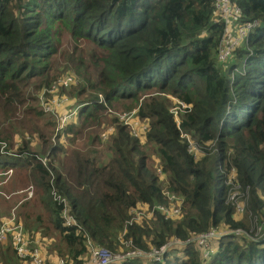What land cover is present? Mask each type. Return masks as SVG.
I'll list each match as a JSON object with an SVG mask.
<instances>
[{"label": "trees", "instance_id": "16d2710c", "mask_svg": "<svg viewBox=\"0 0 264 264\" xmlns=\"http://www.w3.org/2000/svg\"><path fill=\"white\" fill-rule=\"evenodd\" d=\"M231 2L242 11L237 24L257 25L222 61L228 32L217 0H0V225L13 209L17 214L1 241L0 264H31L16 249L20 227L29 254L28 236L38 235L45 249L59 256L64 247L79 264L91 255L88 240L113 250L122 232L130 249L180 243L167 247L161 261L130 256L116 264H264V242L234 232L250 230L248 217L264 222V0ZM65 37L81 79L63 89L78 108L64 141L27 115L19 125L12 120L27 100L25 86L42 88L60 75L55 61ZM171 97L189 106L179 123ZM135 109L146 121L144 139L111 115ZM106 114L116 131L100 152L92 148ZM27 128L40 140H24L13 151L14 134ZM187 136L201 150L198 159ZM82 138L89 150L79 149ZM156 165L167 176L166 190L184 199L179 219L155 210L172 203ZM10 168L12 179L2 183ZM236 187L243 219L231 200ZM138 204L152 216L131 221ZM68 213L81 232L66 225ZM214 229L228 234L201 243Z\"/></svg>", "mask_w": 264, "mask_h": 264}, {"label": "rangeland", "instance_id": "374dc122", "mask_svg": "<svg viewBox=\"0 0 264 264\" xmlns=\"http://www.w3.org/2000/svg\"><path fill=\"white\" fill-rule=\"evenodd\" d=\"M236 25H237L236 21L230 22V28L232 29L233 32H236ZM63 46H64V50L61 51L62 56L60 57V59L58 61H55L56 66H60V70H59L60 75L57 78L53 79L48 85H46L45 87H42V88H37L36 84L34 82L25 86V93L27 96V100L20 107L16 116L13 118L12 123H15L17 125H19V123L20 124L25 123L22 119L24 118L25 115H27V117L29 119L33 120L34 122L38 123L40 127L44 128L43 129L44 131H46V129H49L50 133H52L53 138L56 139L57 137H62V140L65 141L66 140V132L64 133V131L66 128L68 129V127L74 121H77V110H78V108H77V101H75V98L71 97L69 94H66V92L63 91V89H65L68 92V90H70V88H72L75 83L79 82V80L81 79V76H80V73H78L72 69L73 63H75V62L72 59L74 57L69 55V53L72 51V45H71V40L68 37H65V39L63 41ZM171 101H172L171 109L172 110H175V109L178 110V106H180L181 100H179L175 97H171ZM28 108H29V110L26 113V110ZM184 110H185V108H182L181 110L179 109L178 115L180 116L181 112H183ZM133 111H136V109ZM133 111H131V112H125V111L117 112V113H112L111 115L112 116H118L120 122H123V121L131 122L132 121V123L134 124L135 121L133 119L135 117L136 119H138V120H140L146 124V121L142 120L137 115V111H136L135 116L133 114H124V113H132ZM66 114H69L71 116L69 117L67 125H65V129H63L61 132L59 129V127L61 125L60 119L62 116L66 115ZM121 115H123V118L121 117ZM3 117H4V114L0 111V121L3 120ZM109 117L106 114L105 118L108 120V123L105 127L104 132H103V128L98 129V133H99V139L98 140H99V142L97 144V149H96V147L92 148V149H95L96 151L97 150L100 152L106 151V148L110 143L109 142L110 136L113 135L116 131V127H115L114 123H112L110 121L111 117L110 118ZM120 117H121V119H120ZM38 134L39 133L36 130H31L30 128L25 129L23 133L16 132L14 134V139L12 141L13 146H11V145L10 146L12 147L13 151L17 152V149L20 147V145L23 143L24 140H27V141L31 142L32 144H35L37 140H40V137L38 136ZM80 143L82 145L79 147V149L89 150V148L87 147V141H85L84 138H82L80 140ZM190 150L192 153L195 154V156L201 155V151L198 149V147L196 146L195 141L193 139H190ZM110 155H111L110 153H106V155L104 157L105 162L108 160ZM153 158L155 159V161H158L155 156H153ZM43 160L46 162V158H43ZM156 168L158 170V173L161 176L160 177L161 180L163 181L162 186H163L164 190H166V187L168 184L167 183V176L163 172L160 171L159 166L156 165ZM4 175H6V174H4ZM12 175L11 176L6 175V179L3 180L2 183H6L10 178L12 179V177H13ZM29 186L30 187L27 188L25 191L28 194L27 197L32 198L34 196L35 187L33 185H29ZM235 190L236 189L234 188L233 194L236 192ZM18 192H19V190L15 193H18ZM166 192L168 193L169 196L171 195L168 190H166ZM19 195L20 194H15L14 196H19ZM183 201H184V199L181 197L177 198V200L176 199L172 200L170 197V202H172V203L159 204V205L176 206V204L178 202H183ZM238 203H243V202L240 199H238ZM157 205H158V203H157ZM182 205H183V203H182ZM35 209L39 213H45V211L43 210L41 205H35ZM138 209H139L138 211L141 213V220H143L144 218H145L144 220H146L147 218L151 217L153 214L152 209L150 211L145 206H141ZM1 212H2V209H1ZM130 213H131V210H130ZM45 214L47 215V213H45ZM16 215H17L16 211H15V209H13L8 216L3 218V221H2V224L0 225V228H1V226L3 227L5 224H7L9 222V221H6L8 218H14V220H17ZM235 216H237V218L242 217V219H243L244 218L243 216H245V212L244 213H235ZM179 218L180 217H178V219ZM44 220H45V222H48V215H47V217H44ZM248 224H249V228L251 229L253 226V223H252V219L249 217H248ZM24 233H25V235L27 234L26 230H24ZM124 234L125 233L122 232L119 239L117 240L115 249H113L114 251L111 249L110 250L112 252H114L115 255L121 254V253L131 254V255H129V257L135 256L132 253H134L135 252L134 250H136L137 251L136 256H140L139 258H143L142 260L146 263H148L152 260H157V261L163 260L164 255L167 252L166 248L172 244L175 245L174 241H169L164 246H162L160 248L155 247L151 250V248L154 247V245L149 242V248L151 247L149 250H144V249H140V248L130 249L132 242H130V240H126L124 238L125 237ZM11 239L13 241V248H14V246H15L14 245V238H11ZM45 239H46V237H45ZM28 240H29V246L32 247L33 250L37 251L38 258H40L42 260L41 264H79L76 261L74 263L71 259H68L67 250L64 247L60 246L61 251H63L64 253H61L62 255L58 256L57 252L53 248L45 249L43 247L42 243H45V240L42 241L43 239L38 237V235L33 239H31V237L28 236ZM46 246L49 247L48 245H46ZM96 246L105 247V246H101V245H96ZM212 246H215V245H212ZM163 247H165V251H162ZM105 248H107V247H105ZM51 251H53V252H51ZM159 253H163V255L159 256ZM52 256H56V257H52ZM59 259H61V260L58 261ZM87 259H86V261H87ZM19 260H20V258H19ZM20 264H26V261L24 260V262H22Z\"/></svg>", "mask_w": 264, "mask_h": 264}, {"label": "built area", "instance_id": "2783aa9c", "mask_svg": "<svg viewBox=\"0 0 264 264\" xmlns=\"http://www.w3.org/2000/svg\"><path fill=\"white\" fill-rule=\"evenodd\" d=\"M217 6H218V10L220 15L225 19V22L227 24V32H228V37H225L224 40L222 41V45L220 48V53H219V59L220 60H225L227 59L232 52L234 51V49L239 46L242 42L244 37L247 35V32L250 28H252L253 26L257 25V22H247L245 24H237V28H236V32H232L231 28H230V22L231 21H236V19L241 15V8L236 5L233 4L231 2V0H217ZM189 107L188 105L184 104V103H180V106H178V110L182 109V108H186ZM178 110H173L175 117L179 123V111ZM125 114V113H124ZM132 114L135 116V111L132 112ZM71 115L66 114L64 116L61 117L60 122L61 125L59 127V129L63 130L65 128V125H67V122L69 120V117ZM121 117L123 118V115H121ZM120 117V119H121ZM135 121V123L133 124L132 121L128 122L125 121L126 124H128L131 132L133 133L134 136L144 139L145 135H146V129H147V125L143 126V122L136 119L134 117L133 119ZM189 141H190V136H187ZM197 146V145H196ZM198 147V146H197ZM199 149V148H198ZM189 150H190V146H189ZM200 150V149H199ZM191 151V150H190ZM201 151V150H200ZM195 155V154H194ZM196 159H198V156H195ZM13 173V169L10 168L8 171H5L4 174L11 176ZM236 192L233 194H231V200L233 201V204L235 206V210L236 213H244L245 211V202L243 203H238V199H243L242 194L240 193V191L237 189V187L235 188ZM172 200H177V198H179L177 195L175 194H171L170 195ZM182 203L183 202H178L176 204V206H170V205H157L155 206V210H161L165 216L167 218H176L178 216H180V211L182 208ZM140 207H134L131 209V214H132V220L131 221H136V222H140L141 221V213L138 211ZM67 221H66V225L68 226H76L78 228V231H82L83 227L82 225L72 216V214L67 215ZM14 220V218H10L7 219L6 221H9L7 224H5L1 230H0V244L1 241H3L6 238V233L7 231L12 230V227L10 225V223ZM252 223L253 226L252 228L247 231L245 229L242 228H237L234 229L235 234L237 235H245L247 237H249L250 239L254 240V241H259V242H264V222L262 220V222H258L257 218L252 219ZM228 234L227 231H221L218 229H214L212 231H210L207 234H204L201 236L202 242H207V239L210 238H216L219 236H224ZM174 243H180V240H173ZM15 243H16V249L17 252L19 254L20 257L25 258L28 255H30L31 257V264H41V259L38 258L37 256V251L33 250V252L31 254H29V250L27 247V239L25 238V234L24 231L22 229V227H20L19 232L15 235ZM88 247L91 250V255L90 257L87 259L86 264H115L125 258H128L129 255L131 254H117L115 255L114 252H112L110 249L105 248V247H100V246H96L94 245L90 240H88ZM153 249V247L151 248V250ZM135 252L132 253L135 256L137 255V251L134 250ZM162 251H165V247L162 248ZM205 256H209V250L207 249V251H205ZM61 259H59L58 261H60Z\"/></svg>", "mask_w": 264, "mask_h": 264}, {"label": "crops", "instance_id": "0c3cea01", "mask_svg": "<svg viewBox=\"0 0 264 264\" xmlns=\"http://www.w3.org/2000/svg\"><path fill=\"white\" fill-rule=\"evenodd\" d=\"M142 205L141 204H138V206H136V207H141Z\"/></svg>", "mask_w": 264, "mask_h": 264}]
</instances>
